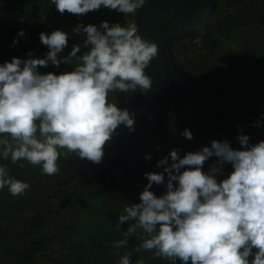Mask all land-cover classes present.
<instances>
[{
	"label": "clouds",
	"instance_id": "clouds-1",
	"mask_svg": "<svg viewBox=\"0 0 264 264\" xmlns=\"http://www.w3.org/2000/svg\"><path fill=\"white\" fill-rule=\"evenodd\" d=\"M50 3L61 14L80 16L104 7L127 15L135 14L146 0ZM73 32L86 35L83 47L88 51L79 56L81 48L74 45L67 57L58 58L69 37L56 30L39 35L49 49L44 58L14 57L0 64V159L10 158L13 164L27 161L40 166L45 175H56L62 157L71 154L99 164L118 126L129 133L135 131V113L110 102L109 93L149 92L152 80L145 69L156 58L157 45L142 39L136 24L110 26L103 21L99 29L78 24ZM17 35L24 36V31ZM49 62L74 68L58 75L41 74L38 67H47ZM180 135L193 138L188 129ZM237 140L240 149H233L228 141L214 140L210 147L188 152L183 158L172 150L161 159L156 166L163 167V172L145 173L148 183L139 195L140 202L125 207V214L118 217L117 228L131 223L124 238L112 247H125L128 237L141 229L142 243L135 251H152L154 257L171 264L177 260L181 264H264V141L251 145L247 135ZM211 157L217 158L215 164L202 171ZM225 163L232 171L218 182L216 176ZM154 184L165 187L160 197L150 191ZM6 187L16 197L31 186L11 177L6 166L0 165V191ZM250 255L254 256L251 262ZM130 256L125 253L118 264H131Z\"/></svg>",
	"mask_w": 264,
	"mask_h": 264
},
{
	"label": "rangeland",
	"instance_id": "rangeland-1",
	"mask_svg": "<svg viewBox=\"0 0 264 264\" xmlns=\"http://www.w3.org/2000/svg\"><path fill=\"white\" fill-rule=\"evenodd\" d=\"M139 10L125 15L101 7L77 16L59 13L50 0H0V64L11 62L14 57L44 58L49 49L40 42L39 35L56 30L64 31L69 37L58 58L67 57L74 45L81 48L79 56L88 49L83 47L86 35L73 32L78 24L95 25L98 29L103 21L110 26L116 23L122 27L137 25ZM20 30L24 31L22 37L17 35ZM263 42L264 0H217L207 29L172 40L168 49L171 58L195 83L170 96L164 116L142 145L141 155L137 159H121L113 171V180L84 170L71 171L70 163L81 160L71 154L57 161L60 172L51 176L43 174L40 166H32L27 161L13 164L9 158V175L31 187L16 197L7 187L0 191V204H7L10 210L9 214H1L0 222L12 223L14 233L16 225L22 232L31 229L28 235L31 240L37 237L45 242L40 249L29 253L28 263L50 264L64 258L70 253V246H74L72 240L76 234L89 233L88 242L92 245L111 251L123 250L112 247L121 239V230L115 227L110 230L106 223L109 218L124 215L125 207L140 202L139 195L148 183L145 173L163 172V167L156 165L172 150H177L183 158L188 152L210 147L214 140L228 141L230 146H238L237 149H240L239 135L249 136L251 145L264 141ZM73 68L64 64L56 67L49 62L47 67H38V71L58 75ZM108 98L120 107V93H109ZM258 121L260 126H254ZM184 129L191 131L192 140L180 135ZM146 155L151 159L146 160ZM216 159L209 158L202 171L207 172ZM224 166L227 170L222 169L217 174L218 182L232 171L230 164ZM51 190L56 191L57 196L50 198ZM150 191L160 197L165 187L154 184ZM47 201L51 207L42 208ZM38 215L44 218H36ZM135 233L142 242V230L137 229Z\"/></svg>",
	"mask_w": 264,
	"mask_h": 264
},
{
	"label": "water",
	"instance_id": "water-1",
	"mask_svg": "<svg viewBox=\"0 0 264 264\" xmlns=\"http://www.w3.org/2000/svg\"><path fill=\"white\" fill-rule=\"evenodd\" d=\"M217 0H146L139 10L137 27L142 39L155 43L157 56L145 69L152 80L147 93H120V108L135 113V131L129 133L123 125L106 142L104 151L115 148L113 159L123 158L122 153L137 159L147 136L164 116L171 95L195 83L184 73L169 53L172 40L185 38L207 29L212 21Z\"/></svg>",
	"mask_w": 264,
	"mask_h": 264
},
{
	"label": "trees",
	"instance_id": "trees-1",
	"mask_svg": "<svg viewBox=\"0 0 264 264\" xmlns=\"http://www.w3.org/2000/svg\"><path fill=\"white\" fill-rule=\"evenodd\" d=\"M13 18L15 19L14 15ZM36 21L37 20H34V22ZM262 46L264 47V42ZM162 122H164V119L162 120ZM231 147L233 149L238 148V146H234V145L233 146L231 145ZM0 162L1 165H4L6 166L7 169H9L8 167L9 159L7 160L1 159ZM83 168H86V166L84 164L80 167V162L70 163L69 165V169H71V171H74L76 169L82 171ZM224 170H227L226 166L223 167V171ZM50 196H51L50 198H52L53 196H57L56 191L51 190ZM44 207L50 208L51 207L50 203L47 201L45 205L42 206V208ZM9 212L10 210L7 204L0 207V217H2L1 214H7V213L9 214ZM118 217L119 216H116L114 219L109 218L106 225L110 226V230L113 227L117 229ZM36 218L43 219L44 216L38 215ZM34 223L35 222H33L32 225ZM3 224L4 223L0 222V264H29L28 263V259L30 258L29 253H33L35 252V250H38L42 246H44L45 243L44 240L37 237H36L37 240L36 239L31 240L30 237L28 236L29 233L31 232V229L30 231L27 230L22 232L20 231V226L16 225L14 228V230H16V233H14V231L11 229L12 223H9V225L6 224L3 225ZM129 226L130 223L125 222L123 225L119 227V229L121 230V233H119L121 238L120 240L124 238L123 233L127 231ZM8 234H12V236ZM87 235L90 234L88 233ZM87 235L86 236H83L82 234L74 235L75 238L74 240H72L74 246L73 245L70 246V253L66 255L64 258H60L58 260L52 261L50 264H68L69 261H72L73 264H91V263L118 264L120 257H122L125 253H131L130 260L132 264H137L138 260H143L144 264H171V262H169L166 259L154 257L152 251L147 252L145 250H141L139 252H136L135 249L142 243L139 240V236L137 237L136 233L128 237L127 245L121 248L123 250H120V252L113 250L111 251L110 248L106 249L105 247H100L97 244L92 245V243L88 242L90 240ZM24 244L26 245L25 248H24ZM252 251L253 253H255L256 249H253ZM253 258L254 256L250 255L248 259L251 262ZM89 260L91 261V263H89ZM176 264H181V261H179V263L176 261ZM189 264H191L190 261Z\"/></svg>",
	"mask_w": 264,
	"mask_h": 264
},
{
	"label": "flooded vegetation",
	"instance_id": "flooded-vegetation-1",
	"mask_svg": "<svg viewBox=\"0 0 264 264\" xmlns=\"http://www.w3.org/2000/svg\"><path fill=\"white\" fill-rule=\"evenodd\" d=\"M116 154L117 152L115 148H112L108 151H104V156L102 157V160L99 164H95L87 159H81L78 162H80V167L84 164L86 166V168H83L82 171L84 170L90 174L101 176L105 180H113V171L115 170L119 162V160L117 161L116 159H113ZM122 155V159H129L133 157L132 154L122 153Z\"/></svg>",
	"mask_w": 264,
	"mask_h": 264
}]
</instances>
